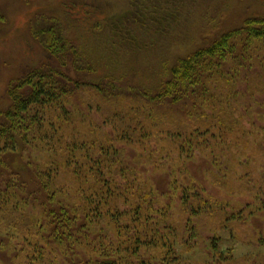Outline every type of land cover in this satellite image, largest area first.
<instances>
[{
    "label": "rangeland",
    "instance_id": "374dc122",
    "mask_svg": "<svg viewBox=\"0 0 264 264\" xmlns=\"http://www.w3.org/2000/svg\"><path fill=\"white\" fill-rule=\"evenodd\" d=\"M47 17L92 60L93 76L126 94L130 86L156 93L179 58L249 20L264 22V0H0V109L11 103L13 79L48 64L32 31ZM259 44L247 67L221 82L231 94L222 102L230 113L222 128L205 105L189 121L178 110L176 123L167 116L153 125L145 103L123 94L112 105L87 89L67 102L54 138L35 134L25 148L0 154V264H264ZM174 125L190 137L172 139L166 133ZM73 137L98 145L95 155L101 144L112 148L107 174L117 188L96 212L85 197L97 187L94 174L83 166V151L72 153ZM42 172L52 173L54 202L42 186L37 191ZM21 198L28 204L19 205ZM56 200L78 210L74 224L75 211L69 227L43 213Z\"/></svg>",
    "mask_w": 264,
    "mask_h": 264
},
{
    "label": "trees",
    "instance_id": "16d2710c",
    "mask_svg": "<svg viewBox=\"0 0 264 264\" xmlns=\"http://www.w3.org/2000/svg\"><path fill=\"white\" fill-rule=\"evenodd\" d=\"M254 23L260 25L255 26ZM32 31L46 51L48 64L27 69L20 77L10 82L8 96L11 103L6 109H0V154L25 148L31 140H36L35 134L39 138H54L58 130L57 123L60 127L62 125L60 118L67 113V102L87 89H94L95 94L112 105L113 101L123 94L130 98V101L139 100L145 103L147 110H150L146 118L157 119L153 125L162 122L167 116L170 117L167 121L176 123V116L181 115L177 114L178 110H182L189 121L199 113L201 106L205 105L207 110H204L212 113L213 121L222 128L225 123L223 119H227L230 115L222 102L223 99L229 100L231 94H223L220 89L221 82L227 81L233 75L232 72L235 74L241 68H246L247 62L253 59L252 53L259 51L261 44L259 42H264V22L259 19L249 20L246 27L225 32L211 45L179 58L171 69V77L158 87L156 93H152L151 90L147 92L145 89V92H138L139 90L130 86V92H134L126 94L116 85H108L106 77L93 76L96 75L94 63L68 40L64 26L56 18L47 17L44 22L36 21ZM89 104L91 105L92 101L88 100ZM47 106L54 108L56 112L51 117L47 115ZM171 106L176 107L169 108ZM202 115L204 119L208 116L207 112H203ZM232 120L238 123L237 117ZM49 126L52 132H49ZM167 129L166 134L174 140L180 139L183 134L189 136L176 125ZM96 146L98 145L94 142H84L73 137L72 153L74 155L78 154V151L85 153L87 161H83V166L88 167L89 172L94 174L90 173L97 185L95 190L91 188V193L85 196L91 201L90 209L93 212L100 209L102 202L107 199L106 196L113 194V190L117 188V183L113 185L114 177H108L107 174L108 168L113 165L107 163L111 161L108 155L112 148L101 144L100 154L95 155L92 150ZM181 147H184V144ZM88 157H91V160ZM113 159L115 164L120 163L115 156ZM77 161L79 163V159ZM42 173L43 175L38 177L41 182L38 183L37 191H41L42 186L47 192V199L54 202L56 193L50 189L53 184L52 177L50 178L52 173ZM95 198L97 200H93ZM20 200H18L19 205L24 202L23 198ZM24 203L28 204V202ZM55 204L58 208L51 207L50 204L51 206L44 208L43 213L47 214V217L50 215L56 217L58 219L56 224L62 227L70 226L68 224L70 218L74 224L78 210L74 207L68 208L61 200H56ZM40 205L46 204L40 203ZM72 211H75L72 214L74 216L69 218L68 215ZM137 243L138 249L139 242ZM101 264H115V262L103 261Z\"/></svg>",
    "mask_w": 264,
    "mask_h": 264
}]
</instances>
